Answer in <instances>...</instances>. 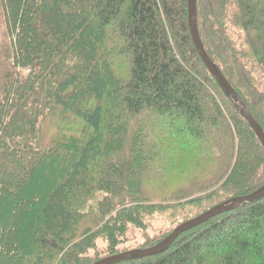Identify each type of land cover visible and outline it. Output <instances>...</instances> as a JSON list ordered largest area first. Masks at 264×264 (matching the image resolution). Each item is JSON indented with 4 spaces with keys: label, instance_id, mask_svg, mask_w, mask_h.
<instances>
[{
    "label": "trees",
    "instance_id": "16d2710c",
    "mask_svg": "<svg viewBox=\"0 0 264 264\" xmlns=\"http://www.w3.org/2000/svg\"><path fill=\"white\" fill-rule=\"evenodd\" d=\"M196 20L208 58L264 133V0H196ZM0 38V205L25 207L17 218L1 207L0 231L10 218L20 233L34 216L50 224L25 242L0 235L8 264L100 260L87 257L93 237L116 241L126 217L157 209L179 164L213 176L190 200L220 184L202 213L264 185V151L200 61L186 0H0ZM119 264H264V197Z\"/></svg>",
    "mask_w": 264,
    "mask_h": 264
},
{
    "label": "rangeland",
    "instance_id": "374dc122",
    "mask_svg": "<svg viewBox=\"0 0 264 264\" xmlns=\"http://www.w3.org/2000/svg\"><path fill=\"white\" fill-rule=\"evenodd\" d=\"M1 40V38H0ZM121 67V66H120ZM119 76V75H118ZM242 86L239 85V89L242 92H245L244 86H247L246 79L243 77L242 79ZM245 94V93H244ZM114 97V93L110 94V98ZM112 106V104H111ZM70 123V125H67L68 131H77L78 127L74 126ZM66 131V130H65ZM184 160H181V163H183ZM182 164H179V169L177 170L178 173L174 172L172 175H168L164 180L161 182V186L158 187V190L156 191V195L158 197V203L155 204L157 209H153L151 211H148L147 214H143L145 216L140 215H130L129 217H126L125 219V229L123 232L118 231L120 235L116 239V241L110 242L109 240H106L104 238V231L103 234L97 235L96 237H93L91 244L92 247L89 248L86 253L87 257L92 260L101 259L103 257L109 256L112 252L118 254L130 250H135L137 248L145 246L144 244L147 242V240L151 238H157L159 239L165 235H167L170 231H172L177 225L190 220L192 218H195L198 214L204 212L207 210V208L214 205L212 201L215 200L214 193L219 190L220 184H213L212 187L209 189V192L206 194H203L198 199L190 200L188 197L193 196V194H190L189 192L193 191H199L201 190V187L199 186L201 182L203 181H210L213 179V176L209 175V169L206 168L204 165L199 164H193L194 166L192 169L185 168L184 166L181 167ZM194 181V182H193ZM194 184V185H193ZM193 185V186H192ZM177 191L180 194H183L181 198H179V201L176 204H169V205H163V203L159 202H165L172 193ZM164 197V199H163ZM8 198L4 201V205H0V208H3V212L10 211L16 215V218L18 214L21 212V209L23 210L24 205L13 206L11 202H9ZM158 206L163 207L162 209L158 208ZM27 208H30V206L27 204ZM25 208V207H24ZM37 212L35 210V206L32 205L31 212ZM37 215V213H36ZM142 217L141 223H138L137 221H140V218ZM136 218V220L134 219ZM37 220L36 216L31 217L29 223L26 225L25 230H23L21 233L18 232V226L15 222L16 219H9L7 222H5L2 227V232L0 231V235L4 237V234L9 235V239L11 240V243L16 241L19 236L21 235L25 242L26 240V234L32 236L35 235V233L40 235H45L47 232H50L49 226H44L47 229L44 230V225H50L47 223H43L40 218H38V224L34 225V220ZM106 222V220L104 221ZM127 223V224H126ZM34 226H36V230H34ZM12 228H15L16 233H12ZM42 228V229H40ZM100 228V226H99ZM10 231V233H9ZM121 232V233H120ZM5 239V238H4ZM158 239V240H159ZM5 242V241H4ZM3 240H1L0 245L2 246ZM147 247L149 245L147 244ZM18 247L14 249V252H19ZM25 253H28L31 255V251L25 249ZM14 260L11 257V254H8V256H4L3 252H0V263L4 262L6 264L8 259ZM9 264H12L11 261H9ZM18 264H22V262H18Z\"/></svg>",
    "mask_w": 264,
    "mask_h": 264
},
{
    "label": "water",
    "instance_id": "95a60500",
    "mask_svg": "<svg viewBox=\"0 0 264 264\" xmlns=\"http://www.w3.org/2000/svg\"><path fill=\"white\" fill-rule=\"evenodd\" d=\"M186 3H187V26L190 33V39L200 61L202 62L205 69L208 71L209 75L215 81L220 91L226 97V99L232 104L233 108L237 111L240 117L247 123L248 127L254 133L255 137L257 138L259 144L261 145L264 151V133L262 129L252 118L246 104L239 97V95L233 90V88L229 85L227 80L219 71L218 67L210 61L201 43L197 29L196 0H186ZM263 197H264V185L248 195L229 199L228 201H225L219 205L212 207L205 213H202L195 218H192L177 225L169 233V235H167L163 240H161L160 242H158L157 244H155L150 248L135 249V250L118 253L112 256L104 257L92 264H119L121 262L133 261L149 256L158 255L166 251L173 244V242L179 237V235L183 234L184 232H187L218 215L233 211L244 205L253 203Z\"/></svg>",
    "mask_w": 264,
    "mask_h": 264
}]
</instances>
